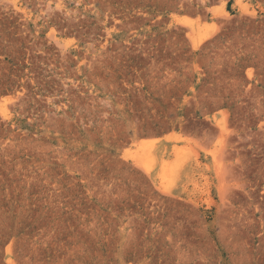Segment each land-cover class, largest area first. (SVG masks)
Returning a JSON list of instances; mask_svg holds the SVG:
<instances>
[{"label":"rangeland","instance_id":"374dc122","mask_svg":"<svg viewBox=\"0 0 264 264\" xmlns=\"http://www.w3.org/2000/svg\"><path fill=\"white\" fill-rule=\"evenodd\" d=\"M0 264H264V0H0Z\"/></svg>","mask_w":264,"mask_h":264},{"label":"bare ground","instance_id":"6f19581e","mask_svg":"<svg viewBox=\"0 0 264 264\" xmlns=\"http://www.w3.org/2000/svg\"><path fill=\"white\" fill-rule=\"evenodd\" d=\"M174 20H175L176 23L183 24V25H188L190 27L192 26V24L189 23V21H187L185 18L175 17ZM207 35L199 36L196 39V41L194 42L195 47H197L207 37ZM159 142H160V140H153V141H150V142L139 141V142H137L136 147H144L146 145L153 146L154 144H157ZM125 157H131V158H133L132 153L131 152H128V151L125 152Z\"/></svg>","mask_w":264,"mask_h":264},{"label":"crops","instance_id":"0c3cea01","mask_svg":"<svg viewBox=\"0 0 264 264\" xmlns=\"http://www.w3.org/2000/svg\"><path fill=\"white\" fill-rule=\"evenodd\" d=\"M167 135L163 136V137H157V138H146V140H150V139H159L160 142L159 143H163V141L165 140L164 137H166Z\"/></svg>","mask_w":264,"mask_h":264}]
</instances>
